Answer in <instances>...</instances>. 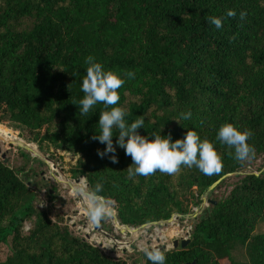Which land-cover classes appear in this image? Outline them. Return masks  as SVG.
<instances>
[{
	"label": "trees",
	"instance_id": "trees-1",
	"mask_svg": "<svg viewBox=\"0 0 264 264\" xmlns=\"http://www.w3.org/2000/svg\"><path fill=\"white\" fill-rule=\"evenodd\" d=\"M226 9L236 15L227 17ZM207 16L221 17L222 27L209 25ZM88 56L106 70L134 72V79L122 77L117 106L126 110L127 122L144 120L141 135L161 131L174 140L194 130L213 143L221 171L204 175L181 166L172 175L129 177L131 158L123 149L117 148V163L99 157L104 145L89 137L104 106L80 115L73 104L83 96ZM188 110L189 120L173 118ZM3 121L39 148L78 155L72 176L83 178L89 190L101 183L100 195L115 204L122 225L191 214L201 196L216 189L208 191L215 181L220 185L244 163L215 139L219 125L250 130L254 155L264 153V0H0ZM34 199L0 158V244L10 240L0 264H127L36 209ZM261 221L264 173H248L200 210L184 247L162 249L165 264H264V231L254 234ZM25 222L30 227L23 232ZM236 244L245 247L247 263L231 257ZM143 264L150 261L145 257Z\"/></svg>",
	"mask_w": 264,
	"mask_h": 264
},
{
	"label": "rangeland",
	"instance_id": "rangeland-1",
	"mask_svg": "<svg viewBox=\"0 0 264 264\" xmlns=\"http://www.w3.org/2000/svg\"><path fill=\"white\" fill-rule=\"evenodd\" d=\"M20 131L22 132L15 124L6 121L0 123V158L32 190L35 196L34 207L45 211L52 220L67 224L74 235L99 247L113 258L124 259L127 264H143L145 256L142 250L145 246L159 248L165 245L166 250L173 249L172 241L179 240L187 231H192L196 217L202 208L207 207L208 199L224 198L245 174L264 173V153L256 154L251 159L245 160L237 172L228 175L211 194L206 192L201 196L200 204L191 207V214L183 216L173 214L171 222H162L161 225L151 224L142 228L134 226L129 228L135 230L128 231L125 228L121 231L114 223L115 204L109 200H107L108 214L96 225L88 222L83 199L76 195L73 187L79 186L85 191H89V188L83 178L72 176L70 172L78 155L46 144L39 148L26 136L18 135ZM24 145L31 147V150L25 149ZM194 208L196 211L193 210ZM119 225L128 227L120 223ZM28 227L30 222H25L23 232H26ZM263 231L264 221H261L255 227L254 234ZM9 253L8 239L7 242L0 244V261H3ZM230 253L234 261L247 263L244 246L236 244ZM221 264H229V261L222 260Z\"/></svg>",
	"mask_w": 264,
	"mask_h": 264
},
{
	"label": "clouds",
	"instance_id": "clouds-1",
	"mask_svg": "<svg viewBox=\"0 0 264 264\" xmlns=\"http://www.w3.org/2000/svg\"><path fill=\"white\" fill-rule=\"evenodd\" d=\"M225 15L233 17L236 12L233 9H226ZM239 16L243 20L246 13L241 10ZM205 19L216 29L222 27L221 17L207 16ZM85 64L87 65L85 75L80 83L83 96L73 104L77 105L80 115L88 114L94 105L104 106L105 110L98 114L96 129L89 137L90 140L104 145L102 150L97 149L99 157H107L112 163H117V148L123 149L124 154L131 158V163L126 168L129 177L149 176L157 171L172 175L181 166L195 167L204 175L221 171L223 162L220 154L213 143L201 139L196 131L187 128L183 137L173 140L170 133L162 135L161 131L159 134L153 132L151 135H141L137 129L144 128L142 118L130 123L126 121V110L122 106H117L120 99L118 89L125 83L122 77L134 79V72L117 73L106 70L102 63L97 62L92 56L85 59ZM191 116L192 113L188 110L173 118L180 123L181 120H189ZM251 135L250 130L240 129L226 122L216 129L215 139L232 150L236 161H245L255 154L254 147L248 143ZM102 187L99 182L89 191L79 186L73 187L76 195L82 197L85 216L92 225L98 224L109 211L108 201L100 195ZM142 251L150 264H165L166 256L161 249L145 246Z\"/></svg>",
	"mask_w": 264,
	"mask_h": 264
},
{
	"label": "water",
	"instance_id": "water-1",
	"mask_svg": "<svg viewBox=\"0 0 264 264\" xmlns=\"http://www.w3.org/2000/svg\"><path fill=\"white\" fill-rule=\"evenodd\" d=\"M23 147H24L25 149L31 150V148H29V147L26 146V145H24ZM32 151H33V150H32ZM33 153H36V152L33 151ZM227 176H228V175H227ZM219 181H220V179L217 180V181H215V182L209 187L208 191L212 190L213 188H216V187L218 186ZM207 201H210V200L208 199ZM113 217H114V223H115L117 229H119V227H121V226L119 225V222H118L117 216H116V214H115L114 211H113ZM172 219H173V218L170 217L169 219H167V220H165V221H161V222L153 223V225H161L162 222H171ZM145 226H147V225H140V226H137V227H138V228H142V227H145ZM125 228L128 229V231H130V230H135V229H133V228H129V227H125ZM121 231H122V230H121ZM188 242H189V239H186V240H180V241H178V240L176 239V240L173 241L172 246H173L174 248H176L178 245H179L180 247H184ZM159 249H161V250H162V249H166V247H165V245H162V246L159 247ZM191 264H195V262L193 261Z\"/></svg>",
	"mask_w": 264,
	"mask_h": 264
},
{
	"label": "built area",
	"instance_id": "built-area-1",
	"mask_svg": "<svg viewBox=\"0 0 264 264\" xmlns=\"http://www.w3.org/2000/svg\"><path fill=\"white\" fill-rule=\"evenodd\" d=\"M205 201H203V203H204ZM193 210H195L196 211V208H194ZM121 227H123V226H121ZM121 227H120V229H121ZM125 228V227H124ZM123 231V230H122ZM186 234H188V237L190 236V232L189 231H187L184 235H186Z\"/></svg>",
	"mask_w": 264,
	"mask_h": 264
},
{
	"label": "bare ground",
	"instance_id": "bare-ground-1",
	"mask_svg": "<svg viewBox=\"0 0 264 264\" xmlns=\"http://www.w3.org/2000/svg\"><path fill=\"white\" fill-rule=\"evenodd\" d=\"M26 144H27V143H26ZM30 148H31V147H30ZM122 229L124 230L125 228L122 227L121 230H122ZM177 229H178V228H177ZM144 230H145V229H144ZM186 239H189V237H188V238H185V239H180V240H186ZM174 240H176V239H174ZM174 240H173V241H174ZM180 240H178V241H180ZM173 241H172V243H173Z\"/></svg>",
	"mask_w": 264,
	"mask_h": 264
}]
</instances>
